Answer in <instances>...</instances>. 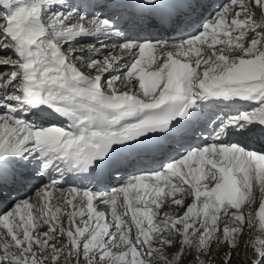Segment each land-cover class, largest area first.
Masks as SVG:
<instances>
[{"label":"snow or ice","instance_id":"1","mask_svg":"<svg viewBox=\"0 0 264 264\" xmlns=\"http://www.w3.org/2000/svg\"><path fill=\"white\" fill-rule=\"evenodd\" d=\"M0 208V264H264V0H0Z\"/></svg>","mask_w":264,"mask_h":264},{"label":"rangeland","instance_id":"2","mask_svg":"<svg viewBox=\"0 0 264 264\" xmlns=\"http://www.w3.org/2000/svg\"><path fill=\"white\" fill-rule=\"evenodd\" d=\"M7 77H5V79H6ZM254 190H257V192H258V189H256V188H254ZM259 193V192H258ZM256 195V194H255ZM262 197L260 196V194H259V196L257 197V202L259 203L260 202V199H261ZM258 205V204H257ZM100 210L101 211H108V208H107V206H103V207H101L100 208ZM234 264H245V262L244 261H242L241 259H239V258H237V259H235L234 260Z\"/></svg>","mask_w":264,"mask_h":264},{"label":"bare ground","instance_id":"3","mask_svg":"<svg viewBox=\"0 0 264 264\" xmlns=\"http://www.w3.org/2000/svg\"><path fill=\"white\" fill-rule=\"evenodd\" d=\"M224 1V0H221ZM226 2V1H225ZM256 194V195H255ZM254 196L256 197V204H258L257 202V197L259 196V193L257 192V190H254Z\"/></svg>","mask_w":264,"mask_h":264}]
</instances>
